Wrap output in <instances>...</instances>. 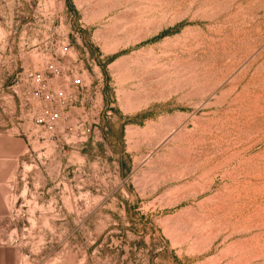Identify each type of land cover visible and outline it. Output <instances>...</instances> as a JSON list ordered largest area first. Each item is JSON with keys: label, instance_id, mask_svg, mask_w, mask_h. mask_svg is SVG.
Segmentation results:
<instances>
[{"label": "rangeland", "instance_id": "1", "mask_svg": "<svg viewBox=\"0 0 264 264\" xmlns=\"http://www.w3.org/2000/svg\"><path fill=\"white\" fill-rule=\"evenodd\" d=\"M63 39L48 134L22 77ZM0 264H264V0H0Z\"/></svg>", "mask_w": 264, "mask_h": 264}, {"label": "built area", "instance_id": "2", "mask_svg": "<svg viewBox=\"0 0 264 264\" xmlns=\"http://www.w3.org/2000/svg\"><path fill=\"white\" fill-rule=\"evenodd\" d=\"M65 40L56 44L43 60L41 70H26L22 80L25 86V106L35 126L44 133L54 134L69 116L68 110L90 89L83 73L75 66V58L68 52Z\"/></svg>", "mask_w": 264, "mask_h": 264}]
</instances>
